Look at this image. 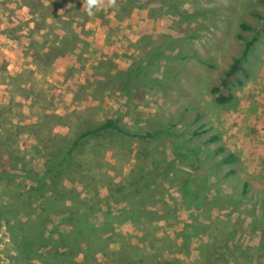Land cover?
<instances>
[{"label":"rangeland","instance_id":"rangeland-1","mask_svg":"<svg viewBox=\"0 0 264 264\" xmlns=\"http://www.w3.org/2000/svg\"><path fill=\"white\" fill-rule=\"evenodd\" d=\"M122 1L114 0L113 5L104 0L90 16L85 0H0V172L10 166V174L19 176L13 182L0 179L1 208L13 194L20 193L22 200L32 203L37 212L36 200L41 199L30 189L35 185L32 179L42 172L46 152L59 149L64 138H70L81 125L122 113L124 124L132 131L173 126L170 131L176 136L165 134L149 141L108 139L112 143L100 151L99 147L85 150L78 163L60 179L57 193L61 197L57 200L61 203L57 204L97 209L94 219L115 213L132 200L127 196L133 190L129 184L131 173L137 179L139 170L152 173L153 169V175L145 176L147 181L142 177L136 183L141 194H131L148 209L153 206L151 197L162 196L169 204L174 202L180 207L177 211L172 204L176 220L154 224L158 227L155 231L152 223L143 224L139 231L114 224L110 248L95 254L94 259L106 261L107 254L120 247L124 238L141 255L156 260L161 256L159 238L169 236L182 245V233L179 239L176 234L185 225H190L191 230L198 225L196 220L200 222L206 216L211 217L213 226L209 234L194 231V236L191 233L187 237L194 241L189 256L179 253L185 264H264V6L257 0H179L182 13L194 15V21L188 23L173 19L164 8L126 9ZM241 24L263 32L242 64L246 74H238L241 84L232 89L234 101L222 108L216 105L211 88L253 37V32L240 28ZM67 31H76L90 44H75L72 38L65 49L74 47L75 55L57 60L51 56L33 58L31 53L41 43L50 45L66 38ZM142 34L146 37L141 41ZM167 41L170 44L165 47L163 42ZM83 46L86 57L81 52ZM157 47L166 49L161 56L153 51ZM91 52L97 58L90 57ZM106 58L116 71L144 74L132 94L143 96V100L125 98L120 84L112 87L98 83L94 67ZM38 61L40 67L36 66ZM199 113L203 117L193 126ZM188 124L193 129L203 125V130L209 132L190 137ZM212 135L219 136V140L203 145ZM177 145L184 147L178 152L180 159L173 153ZM219 145L237 157V163L231 166L237 169L234 176L224 177L227 166L211 168L219 159L212 155ZM185 147H200L193 153L197 162L186 158ZM175 165L184 171L196 170L202 182L205 175L207 183L204 181L203 187L210 196L218 192V208L210 206V212L202 214L180 203L176 186L161 175ZM154 177H159L155 180L158 186L152 185L151 196L143 186ZM51 189L49 186L46 190L48 196ZM195 189L196 192L198 188ZM20 226V222L11 223L12 228ZM217 230L221 233L214 245L201 244L214 240L210 235ZM10 234L5 222H1L0 264H17L22 259L17 253L20 250L10 244ZM77 259L81 260L82 255Z\"/></svg>","mask_w":264,"mask_h":264},{"label":"trees","instance_id":"trees-1","mask_svg":"<svg viewBox=\"0 0 264 264\" xmlns=\"http://www.w3.org/2000/svg\"><path fill=\"white\" fill-rule=\"evenodd\" d=\"M85 1L88 3V0ZM178 1L179 0H123L122 2L126 9L127 7L147 8L152 6L151 8H153V10L159 9L162 11L165 9L169 12L173 19L181 18L182 20L188 21V23L194 21V15H185V13H182V10L178 6ZM103 2L104 0H98L96 6L102 5ZM256 2L264 6V0H257ZM240 28L249 33L253 32V37L246 41L244 50L242 51L240 57L233 60L229 69L220 77L219 82L211 88V94L214 96L216 105L222 108L234 101L235 96L232 93V89L241 84L238 79V74H246L245 70L242 68V64L246 61V57L248 56L251 48L255 43H257L260 34L263 32L261 29L254 31L252 27L246 24H241ZM65 34L66 38L63 37L59 41L57 40L58 42L56 41L50 45L47 42L41 43V47L31 53L33 54V58L37 60L49 59L51 56L57 60V58H66V55L68 57L69 55H75L73 50L74 47L69 49L67 48V50L65 49L72 38H74L75 44L77 42H80L85 46L90 44L86 40H82L76 31H67ZM145 37L146 36H143L142 34L141 41L144 40ZM166 43L169 42H163L164 46ZM40 45H37V47ZM166 46L168 47V44ZM165 47H157L154 48L155 50L153 51H156V53L161 56L164 50H166ZM81 52L86 57L87 51L84 46L82 47ZM24 54H27L25 50ZM89 54L90 57L97 58L94 52ZM39 62L40 61L36 62V66L38 67H40ZM93 73L98 83H109L112 87L115 86V84H120V89L126 94L125 98L132 97V99L135 100H143V96L135 97L136 94H132L140 84L144 74L142 76L139 75L140 73L135 75L132 72L121 70L116 71V69H112V64L109 63L107 58L106 60H99L94 67ZM146 77V79L149 78L148 76ZM112 87H109L110 90H112ZM202 117V113L197 114L193 121V126ZM190 125H192V123ZM190 125L188 126L191 130L190 137H198L209 132V130H203V125L196 127L195 129H193ZM81 126L82 127L79 128V130L70 138H64V141L61 143L59 149H53L51 152L49 151L50 153L46 152V159L44 160L41 174L32 179L35 185L31 187L30 190L40 196L41 199V201L36 200L38 203L37 212H35L32 203L27 204L22 200L20 193L13 194L11 198L10 196H7L10 198L8 204L2 206V208L0 206V223L5 222L7 229L11 232L10 244L12 248L16 251L20 250L17 253L22 259L17 264H26V262L32 260H37L40 264H83V261L84 264H185V261L183 262V260L179 257V253L182 251V253L185 252V254H188V250L194 241L192 239L189 240L187 237L190 236L191 233L194 236V231L203 232V235L209 234L207 231L211 230L214 223L212 222L211 217L208 218L205 216L200 219V222L196 220L198 225H195V227L191 228V230L189 229L190 225H185L184 230H182L180 234H176V238L179 239L178 236L182 233V245L170 240L169 236H164L163 239L159 238L158 242L161 245L159 248L161 256L156 260H150L151 256L149 255H141L140 252L135 249V247H131L132 245L126 242L124 238H122L123 242L120 243V247L110 251L109 254L104 252L107 254L106 261L100 262L94 259L95 254H99L110 248V241L114 236V224H117L120 227L123 225H129L139 231L142 230V226L144 225L149 226L151 223L154 225L162 221L176 220V210L178 211L180 207L177 203H172L173 207L176 209L175 210L171 207L172 204H169L168 200L165 199L164 196L161 198L151 197L153 206L148 209L145 207L146 205L141 201V199L139 200L131 194L133 193L136 196L141 194V187L136 188V183H138L142 177L145 181H147V177L145 178V176L153 175V169L151 170L152 173H144L142 170H139L136 173L137 179L136 176L131 173V182L129 184L133 190H131L130 193H127V196L132 200L128 202L124 208L119 209L115 213L111 211L107 215L104 214L100 218L94 219L96 213L99 211L97 209L81 205L67 206L65 204H57L61 203V201L57 200L58 197H61L60 194L57 193L60 179L63 178V174H66L67 170H69L71 166H75L78 163L80 157L85 154V150L99 147L98 150L100 151L102 148L107 146V144L112 143V140L108 139L117 140L124 138L138 141H149L159 139L165 134H170L175 137V133L170 131L173 126H167L168 128H162L157 131L141 132L137 129L132 131L124 124V114L122 115V113L106 118L103 121L87 122L85 125L83 124ZM183 135L187 136L186 134ZM218 140L219 136L212 135L209 139L203 141V145L214 144ZM181 147L182 145H177L174 148L173 153L177 159H180L178 152L184 149V147ZM185 150L187 153L186 158L191 160L193 159L194 162H197V158L193 155V153L200 150V147H185ZM212 153L214 157H218L219 159L214 162L211 168L219 170L224 166L229 167V169L225 172L224 177L234 176L237 173L236 168H231V166L237 163L236 155L227 152L226 148L220 145L217 146ZM175 166V168L172 167L169 170L167 169L163 171L161 175L166 176V178L172 183L173 187L176 186L179 193L178 199L182 201L180 203L184 204L186 208L188 206H193L196 211L202 214L210 212V206L218 208L219 203L217 201H220V197L216 195L218 192L213 191L212 193H215L214 196H210L203 187V184H205V182L207 183L205 175L201 177L205 181L202 182V180L198 177L196 170L192 172L186 170L184 171L177 168V165ZM12 170L13 168L10 166L8 170L3 169L0 172V179H11L13 182V178H19L17 175L12 176L10 174ZM170 171L172 172L169 173ZM181 171H183V177L180 176L178 178ZM181 177L183 181L180 183ZM157 178L159 177H154L152 179V181L154 180L153 184L151 181L149 185L146 184L143 186L147 194L151 195L150 193H152L154 186L156 184L158 186V183L155 182ZM178 183L179 185H177ZM16 185L19 186V189H21V185H18L17 182ZM49 186L52 187L50 190V196L46 194V190ZM195 187L198 188L196 192L194 191ZM247 188L248 185L245 183L244 192H246ZM123 189H125V187ZM21 202H25L26 204ZM216 202L218 204H216ZM16 204L19 208H16ZM206 207H208V209ZM160 208L162 209L161 213L159 212ZM165 211L167 212V215H163L165 214ZM167 216L172 217L168 218ZM21 218H24V221H21ZM13 222L16 224H19L20 222L21 226L18 228H12L11 223ZM157 228L158 227L154 225L153 231ZM220 233L221 230H217L215 234L210 235V240L214 239L215 241L211 240L207 243L202 241L201 244L214 245L217 241L215 238L217 234ZM164 251L166 252L165 256H163ZM79 254L82 255L81 260L77 259ZM187 256H189V254Z\"/></svg>","mask_w":264,"mask_h":264},{"label":"clouds","instance_id":"clouds-1","mask_svg":"<svg viewBox=\"0 0 264 264\" xmlns=\"http://www.w3.org/2000/svg\"><path fill=\"white\" fill-rule=\"evenodd\" d=\"M98 0H88V15H93V8L97 5ZM110 3L114 5V0H110Z\"/></svg>","mask_w":264,"mask_h":264}]
</instances>
